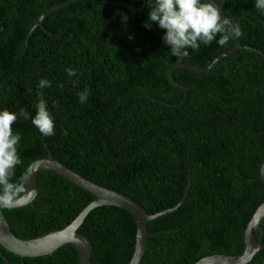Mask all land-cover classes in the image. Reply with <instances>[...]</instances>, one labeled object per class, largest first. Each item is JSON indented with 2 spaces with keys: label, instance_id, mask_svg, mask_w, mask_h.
Instances as JSON below:
<instances>
[{
  "label": "trees",
  "instance_id": "16d2710c",
  "mask_svg": "<svg viewBox=\"0 0 264 264\" xmlns=\"http://www.w3.org/2000/svg\"><path fill=\"white\" fill-rule=\"evenodd\" d=\"M67 1L0 0V111L23 107L35 115L42 91L56 125L47 137L30 119L12 125L21 135L22 161L14 181L28 158L49 152L152 215L178 202L188 178L180 205L146 223L151 235L140 264H193L240 253L246 223L264 200L257 178L264 160V12L255 0H225L223 13L238 25L239 44L259 55L237 50L208 72L174 69L171 78L183 92L167 80L168 68L205 67L230 49V39L220 46L218 36L187 49L183 60L173 57L165 30L144 27L153 0H80L31 29L43 12ZM66 69L77 75L69 77ZM40 79L50 86L39 89ZM85 88L90 95L82 104L77 94ZM38 185L31 208L2 212L15 238L60 230L93 199L53 172H42ZM259 226L264 232V218ZM78 233L91 245V264L128 263L135 229L126 212L99 210ZM0 252L8 264H78L72 246L49 258ZM263 256L264 248L247 264H263Z\"/></svg>",
  "mask_w": 264,
  "mask_h": 264
},
{
  "label": "water",
  "instance_id": "95a60500",
  "mask_svg": "<svg viewBox=\"0 0 264 264\" xmlns=\"http://www.w3.org/2000/svg\"><path fill=\"white\" fill-rule=\"evenodd\" d=\"M80 0H69L63 4L52 7L43 12L31 29L36 26H41V21L50 13L66 7L71 3H75ZM225 0H220L216 3L214 0H205V2H212L218 7L222 18L227 19L223 13V5ZM98 3H105V1L97 0ZM121 6H123L121 4ZM128 8V7H127ZM130 11L131 9L128 8ZM228 21V20H227ZM228 31L231 33L233 26L228 21ZM236 30L238 29L235 27ZM231 47L229 50L218 54L207 66L202 68L190 67L186 65H173L166 71V77L169 83L175 88L185 91V89L176 84L172 78L171 73L174 69H187L195 72H208L217 62L226 56L234 54L237 50L253 51L251 48L241 46L237 40L236 35L230 36ZM255 52V51H253ZM258 54L257 52H255ZM259 55V54H258ZM184 98V94L182 99ZM181 99V100H182ZM264 160L259 165V171L257 178L264 185ZM42 172H53L62 179L75 186L77 189L88 193L93 199L81 211L73 218V220L67 224L64 228L56 230L38 238L30 240H21L15 238L10 225L6 218L3 216V210H19L23 208H31L36 199L39 197V185L38 179ZM22 177L25 181L26 193L22 198L9 207H0V249L22 259L33 258H49L56 256L73 247L76 252V259L78 264H91V245L87 238L78 233L79 226L88 220L97 211L102 209L121 210L126 212L134 224V244L131 257L127 264H140L146 249L147 237L151 234L147 232L146 223L155 217L168 213L176 209L186 196L188 187V178L185 183L184 192L178 202L171 208L164 210L163 212L148 215L140 206L130 200L128 197L123 196L113 190L102 188L95 185L83 178L78 174L71 171L63 164L52 159L49 152L46 153L44 158H28L24 162ZM264 218V200L254 209L252 215L246 223V226L242 234L243 249L240 253L235 255L213 254L198 259L193 264H247L251 261L252 257L264 248V245L259 244L258 240L252 236L253 231L260 233L259 226L260 221ZM0 258L5 264H8L7 260L0 252Z\"/></svg>",
  "mask_w": 264,
  "mask_h": 264
},
{
  "label": "clouds",
  "instance_id": "9594fccd",
  "mask_svg": "<svg viewBox=\"0 0 264 264\" xmlns=\"http://www.w3.org/2000/svg\"><path fill=\"white\" fill-rule=\"evenodd\" d=\"M255 8L264 12V0H255ZM126 19L125 16L124 20ZM152 23L165 30L162 37L164 44L170 46L169 52L173 57L181 60L188 57L187 49L197 50L201 44L210 45L218 36V44L224 46L232 34L239 35L235 26L231 33L228 31V21L222 18L216 4L205 0H153L148 11V22L144 27L150 29ZM66 73L69 77L77 75L74 69H66ZM50 84L51 81L40 79L38 88L45 89ZM26 91L30 93L32 89L28 88ZM77 95L79 102L83 104L90 93L85 88ZM43 96L41 91L35 105V115H31L23 107L18 112L7 109L0 111V207L13 205L26 193L23 177L15 181L13 179L16 168L22 161L18 152L21 135L13 131L12 125L20 118L30 119L41 136L55 134L54 118Z\"/></svg>",
  "mask_w": 264,
  "mask_h": 264
},
{
  "label": "flooded vegetation",
  "instance_id": "af4514ba",
  "mask_svg": "<svg viewBox=\"0 0 264 264\" xmlns=\"http://www.w3.org/2000/svg\"><path fill=\"white\" fill-rule=\"evenodd\" d=\"M257 232V231H253L252 232V236L254 239L258 240L259 244L262 242V240H264V232L260 231V233L257 232L256 235H254V233ZM262 259H264V256L261 258V262H262ZM264 264V262H262ZM255 264V263H254Z\"/></svg>",
  "mask_w": 264,
  "mask_h": 264
}]
</instances>
